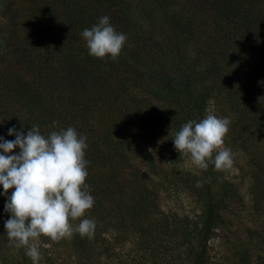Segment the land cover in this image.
I'll return each instance as SVG.
<instances>
[{"label":"trees","instance_id":"obj_1","mask_svg":"<svg viewBox=\"0 0 264 264\" xmlns=\"http://www.w3.org/2000/svg\"><path fill=\"white\" fill-rule=\"evenodd\" d=\"M14 1L0 6V137L14 140L10 128L26 135L32 125L46 137L68 127L86 135L95 203L83 218L118 214L125 229V216L155 207L145 185L151 174L191 196L188 254L191 264H206L207 240L246 205L243 195L213 165L174 167L153 145L139 147L142 161H125L134 159L126 133L141 128L158 138L152 128L162 116L199 122L216 98L232 113L230 144L247 156L252 204L264 211V0H23V22ZM103 16L128 37L115 61L89 56L81 36ZM87 238L75 243L85 248ZM138 238L153 235L139 230Z\"/></svg>","mask_w":264,"mask_h":264},{"label":"rangeland","instance_id":"obj_2","mask_svg":"<svg viewBox=\"0 0 264 264\" xmlns=\"http://www.w3.org/2000/svg\"><path fill=\"white\" fill-rule=\"evenodd\" d=\"M2 1L0 0V6ZM26 6L27 3L23 0H15L10 5L20 22L24 21ZM6 66L5 60L0 59V70L4 71ZM151 83H154L153 80ZM205 111V115L212 113L220 118L228 117L233 122L232 113L218 98L209 99ZM177 119H181L179 114H173V117L162 116L161 125L152 128L159 135L158 138L150 136L141 128L136 129V133H126L129 144L134 147L133 152L126 151L134 157L139 153V147L149 150V145H153L161 150L157 158L162 157L174 167L188 166L187 158L180 157L172 141L174 133L185 124ZM229 137L230 126L225 137V147L231 149L234 164L232 168L221 171V175L237 186L246 205L234 215H225L223 225L206 242L204 259L206 264H264V211L252 204L254 199L248 188L250 166L247 156L234 144H230ZM128 146L125 149H129ZM18 153L19 150H15L12 154ZM125 161H142V158L126 157ZM148 177L145 185L153 190L155 207H150L139 216H125L126 230L120 227L118 214L110 219L106 217L97 220L92 236H96V239L92 241V237L87 238L88 244L85 248H80L75 243V238L79 235L76 233L59 243L42 236L39 264H191L188 254L191 243L186 235L192 228L196 213L191 196L184 188L164 186L151 174ZM3 191L0 186V264H32L24 249L13 247L7 240L4 223L10 218V213L4 211L3 203L7 201V197L2 194ZM12 191L9 190L8 195ZM139 230H143L145 235H153V239H148V243L140 240Z\"/></svg>","mask_w":264,"mask_h":264},{"label":"clouds","instance_id":"obj_3","mask_svg":"<svg viewBox=\"0 0 264 264\" xmlns=\"http://www.w3.org/2000/svg\"><path fill=\"white\" fill-rule=\"evenodd\" d=\"M81 36L89 56L113 61L121 55L128 39L116 31L108 16L99 18L90 29L85 28ZM230 124V118L212 113L199 122L188 121L174 133V148L196 169L206 171L210 164L216 171L230 169L233 154L225 147ZM8 135L16 138L9 141L0 137V186L7 197L4 211L10 213L4 223L6 237L13 247L25 250L32 264H39L42 236L59 243L74 233L81 238L94 235L95 221L83 218L95 203L86 184L87 136L68 127L51 131L46 137L38 125H32L26 135L13 127ZM16 148L19 153L11 154ZM9 190H13L11 195ZM76 220L79 223L74 226L71 222Z\"/></svg>","mask_w":264,"mask_h":264}]
</instances>
